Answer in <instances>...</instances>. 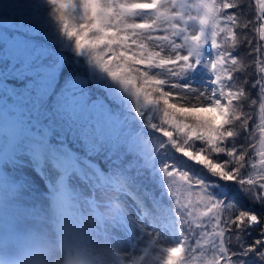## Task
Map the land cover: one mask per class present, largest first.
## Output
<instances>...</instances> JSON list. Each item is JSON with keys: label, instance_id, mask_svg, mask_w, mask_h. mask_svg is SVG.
<instances>
[{"label": "snow or ice", "instance_id": "snow-or-ice-1", "mask_svg": "<svg viewBox=\"0 0 264 264\" xmlns=\"http://www.w3.org/2000/svg\"><path fill=\"white\" fill-rule=\"evenodd\" d=\"M0 162L24 197L28 165L49 194L129 182L117 235L156 264H264V0L5 5Z\"/></svg>", "mask_w": 264, "mask_h": 264}, {"label": "rangeland", "instance_id": "rangeland-1", "mask_svg": "<svg viewBox=\"0 0 264 264\" xmlns=\"http://www.w3.org/2000/svg\"><path fill=\"white\" fill-rule=\"evenodd\" d=\"M39 2L0 0V10L12 4L31 8ZM122 96L128 121L139 124L140 118L147 123L137 114L131 95L123 93ZM49 179L46 169L42 175L33 165H28L27 180L31 189L24 197L22 183L12 180L0 162V264H21L22 253L37 241L47 251L48 264H63L64 250L71 247L84 249L88 264H156L159 253L133 254L117 235L121 221L129 216L126 200L132 194L129 182L121 186L101 183L87 194L68 189L61 195L59 189L50 190L49 194ZM25 199H30L35 206L25 204ZM42 203L47 204L42 207Z\"/></svg>", "mask_w": 264, "mask_h": 264}, {"label": "clouds", "instance_id": "clouds-1", "mask_svg": "<svg viewBox=\"0 0 264 264\" xmlns=\"http://www.w3.org/2000/svg\"><path fill=\"white\" fill-rule=\"evenodd\" d=\"M54 207L57 201L54 198ZM63 264H88V256L80 247L66 248L63 253ZM21 264H48L47 251L42 243L37 241L32 247L25 250L21 256Z\"/></svg>", "mask_w": 264, "mask_h": 264}, {"label": "trees", "instance_id": "trees-1", "mask_svg": "<svg viewBox=\"0 0 264 264\" xmlns=\"http://www.w3.org/2000/svg\"><path fill=\"white\" fill-rule=\"evenodd\" d=\"M149 111H151V109H149ZM140 116H142V115H140ZM149 118H151V117H149ZM129 122L134 123L130 119H129ZM138 122H139V124H135L137 126L136 130H139L141 134H147L150 137H155L156 136V134L154 132H152V130L148 127V123H145L140 118H139ZM156 139H160V138L156 137ZM68 142H69L70 146H72L70 137H69V141ZM95 162L98 163L101 168H106L107 167V164H106L105 160L103 159V157L96 158ZM245 203H247V202L245 201Z\"/></svg>", "mask_w": 264, "mask_h": 264}]
</instances>
